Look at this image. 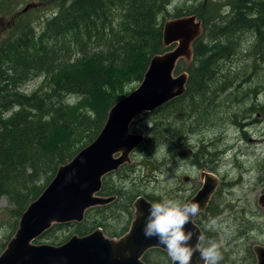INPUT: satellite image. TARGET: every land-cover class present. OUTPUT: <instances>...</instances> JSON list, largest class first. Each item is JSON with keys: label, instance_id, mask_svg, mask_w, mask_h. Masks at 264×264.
Wrapping results in <instances>:
<instances>
[{"label": "trees", "instance_id": "1", "mask_svg": "<svg viewBox=\"0 0 264 264\" xmlns=\"http://www.w3.org/2000/svg\"><path fill=\"white\" fill-rule=\"evenodd\" d=\"M3 1L2 7L13 2ZM169 2L71 0L40 28L22 16L15 18L12 34L0 44V200L6 198L10 204L6 213L11 234L7 238L18 229L23 213L51 183L60 166L97 139L111 108L143 81L151 59L170 50L163 44V24L170 19ZM223 6L228 7L227 14L222 12ZM182 11L173 18L197 15L202 22V34L193 44V58L185 69L186 92L137 119L143 117L150 125L137 150L143 152L142 167L151 166L152 170L159 160L155 147L170 143L185 148L189 127L210 129L217 116L224 122L231 105H239L238 93H247L248 89H241L245 84L261 82L259 90L264 91V76L259 74L264 71V0H228L226 4L207 0L198 9ZM247 35L250 40L244 48ZM243 51L255 68L250 74L244 71L247 66L234 68L239 61L236 57ZM182 71L178 63L175 72ZM36 81L38 85L27 91ZM233 86L236 96H219ZM134 170L125 164L114 174ZM106 177L99 195L117 198L88 210L83 222L69 225L79 236L101 228L111 238H120L129 230L133 202L140 195L134 188L126 190L109 183ZM146 198L157 202L154 197ZM211 209L197 215L199 227V218ZM217 214L214 210L213 217ZM121 217L128 220L125 225L108 224L109 218ZM65 226L68 224L54 225L35 243L43 239L55 243L54 232ZM210 234L208 229L202 246L208 238L216 239ZM6 245H0V254ZM152 252L161 256L158 263L149 258ZM227 257L223 254L220 264L229 261ZM143 261L172 263L161 249H151Z\"/></svg>", "mask_w": 264, "mask_h": 264}, {"label": "water", "instance_id": "2", "mask_svg": "<svg viewBox=\"0 0 264 264\" xmlns=\"http://www.w3.org/2000/svg\"><path fill=\"white\" fill-rule=\"evenodd\" d=\"M201 34L202 23L195 15L164 23V46H176L151 59L139 87L111 108L97 139L69 163L60 166L49 186L23 213L15 235L0 255V264H146L143 257L151 249L167 252L156 237L144 235L143 227L153 204L144 196L135 200L130 229L119 239L107 237L98 228L85 236L74 235L58 246L35 241L54 225L81 223L88 210L116 199L99 193L104 177L131 164L132 153L144 141L143 134L131 131V124L143 114L184 95L188 74L175 75V70L180 60H192L193 44ZM190 155V149L178 153L182 159ZM202 180L203 185L189 201L199 204L197 215L207 209L220 185V179L213 173H204ZM260 202L264 206V196ZM197 215L185 225L186 231L195 233L190 241L193 247L197 237H203L195 222ZM253 251L256 264H264V247L256 245ZM191 264H203L199 252L192 257Z\"/></svg>", "mask_w": 264, "mask_h": 264}, {"label": "rangeland", "instance_id": "3", "mask_svg": "<svg viewBox=\"0 0 264 264\" xmlns=\"http://www.w3.org/2000/svg\"><path fill=\"white\" fill-rule=\"evenodd\" d=\"M205 1L170 0L168 7L170 19H173L178 11L183 10L182 12L185 13L188 10L198 9ZM214 1L226 4L228 0ZM1 2L2 0H0V44L12 34L11 26L14 25L16 17L22 16L28 23L40 28L45 21L57 16L61 6L68 5L71 0H13L12 4L6 7H2ZM4 2L9 4L11 0H4ZM225 7H222L224 14L227 11ZM247 40H250L248 35L244 37L243 47L248 45ZM175 46L169 49L172 50ZM236 58L239 61L235 62L234 68L244 65L247 66L244 71H248L249 74L255 71L252 61H247L248 55L244 51ZM179 63H181L182 70L185 71L190 61L182 59ZM259 74L264 76V71L262 72L261 69ZM38 83L36 81L30 84L27 91L34 89ZM261 86V82H254L251 86L246 84L242 86L241 89L249 90H245L247 92H244L245 94L238 93V95L240 94L239 105H231L230 113L227 112L224 122L217 116V123L209 127L210 129L200 130L201 127L196 129L193 126L189 127L188 145L185 148H177L170 143L157 144L155 150L159 153L157 156L159 160L155 163V170H152L151 166L142 167L143 152L136 150L131 155V165L135 169L133 172L107 175L109 183L123 186L126 190L134 188L140 196L154 197L157 202L162 199L186 202L203 185V180L198 176L201 169L195 167V164H208L212 169H207L209 173H213L221 179V183L217 193L212 197L211 211L202 215L199 221L204 238L209 229L210 219L216 220L215 227L209 229L212 232L210 237L216 236L215 240L222 244L221 252L228 256L229 260L221 264L257 263L253 247L256 245L264 247V206L260 202L264 196V91L259 90ZM235 88L236 86H233L219 96H226L227 93H232V89ZM255 90L259 92H255ZM260 92L263 95L258 97ZM232 94L233 96L237 95V93ZM223 111L221 110V112ZM229 114H232L234 120L230 118ZM135 121L134 130H131L134 134H144L150 130L149 123L143 117ZM191 147L195 153H199L195 158L186 160L178 156L180 151ZM9 208V201L2 198L0 200V245L5 242L8 244L17 231L7 238L11 234V228L7 223L9 215L6 213ZM214 210L219 213L216 217H213ZM127 221L122 217L119 220L109 218L108 224L112 227H120ZM71 224L54 232L53 236L57 239L55 243H53V239H43L41 243L36 244L56 246L64 244L72 236L77 235L75 228L69 226ZM105 235L111 238L107 233ZM65 239L68 240L61 244ZM209 239L211 238L207 240ZM149 258L153 259L155 263L161 260V256L156 252H152Z\"/></svg>", "mask_w": 264, "mask_h": 264}, {"label": "clouds", "instance_id": "4", "mask_svg": "<svg viewBox=\"0 0 264 264\" xmlns=\"http://www.w3.org/2000/svg\"><path fill=\"white\" fill-rule=\"evenodd\" d=\"M200 212L195 202H182L176 199H162L151 204L143 227L146 238L156 237L159 244L166 246L172 264H191L192 257L199 252L203 264H220L223 259L222 244L209 239L202 246L203 237H197L193 247L190 241L195 233L186 231L185 225ZM216 220L210 219L208 227L213 229Z\"/></svg>", "mask_w": 264, "mask_h": 264}, {"label": "flooded vegetation", "instance_id": "5", "mask_svg": "<svg viewBox=\"0 0 264 264\" xmlns=\"http://www.w3.org/2000/svg\"><path fill=\"white\" fill-rule=\"evenodd\" d=\"M207 1V0H206ZM60 11V10H59ZM174 19V18H173ZM174 46V45H173ZM172 47V46H171ZM249 90V89H248ZM247 91V90H246ZM261 95H263V93L262 92H260L259 93V96L258 97H260ZM255 97L256 98H258L256 95H255ZM259 99V98H258ZM263 106V105H262ZM188 149H190V150H192V155H190L186 160H189V159H192V158H194V157H196V155L198 154L197 152L195 153V151H194V149H193V147H191V148H188ZM196 166L195 167H198L199 169H201V170H199V174H198V176H200V178H201V180H202V175L204 174V173H209V171L207 170V169H211L210 167H209V165L208 164H204L205 165V167H202V166H200L199 164H195ZM212 170V169H211ZM187 181H188V178L186 179ZM221 180V179H220ZM220 183H221V181H220ZM102 189V188H101ZM200 189V188H199ZM217 191H218V188H217V190H216V192H215V194L217 193ZM198 192V190L196 191V193ZM215 194H214V196H215ZM101 196V195H100ZM194 196V195H193ZM192 196V197H193ZM104 197V196H103ZM110 197V196H109ZM116 197V196H115ZM191 197V198H192ZM191 198H188V200L187 201H189ZM212 201V200H211ZM211 203V202H210ZM210 205L211 204H209V206H208V208L210 207ZM134 208V207H133ZM219 214V213H218ZM217 214V215H218ZM216 215V216H217ZM202 230V229H201ZM207 237H208V235H207Z\"/></svg>", "mask_w": 264, "mask_h": 264}, {"label": "bare ground", "instance_id": "6", "mask_svg": "<svg viewBox=\"0 0 264 264\" xmlns=\"http://www.w3.org/2000/svg\"><path fill=\"white\" fill-rule=\"evenodd\" d=\"M189 16H191V15H189ZM195 16H197V15H195ZM182 17H186V16H182ZM179 18H181V17H179ZM174 19H177V18H174ZM197 19H198V17H197ZM169 20H173V19H169ZM169 20H167V21H169ZM198 20L201 21L200 19H198ZM167 21H165V22H167ZM165 22H164V23H165ZM201 23H202V22H201ZM163 27H164V24H163ZM163 44H164V43H163ZM166 48H167V47H166ZM168 51H169V50H168ZM165 53H166V52H165ZM163 54H164V53H162V54H158V55H163ZM177 66H178V65H177ZM176 68H177V67H176ZM175 71H176V70H175ZM146 72H147V71H146ZM182 73H187V72L184 71V72H182ZM182 73H181V74H182ZM145 74H146V73H145ZM187 74H188V73H187ZM175 75H177L176 72H175ZM179 75H180V74H179ZM140 84H141V83H140ZM116 104H117V103H116ZM116 104H115V105H116ZM143 135H144V134H143ZM144 136H145V135H144ZM144 139H145V138H144ZM213 196H214V195H213ZM102 197H103V196H102ZM110 197H115V196H110ZM139 197H140V196H139ZM116 198H117V197H116ZM137 198H138V197H137ZM137 198H136V199H137ZM136 199H135V200H136ZM191 199H192V198H191ZM191 199H190V200H191ZM115 200H116V199H115ZM115 200H114V201H115ZM190 200H189V201H190ZM211 200H212V199H211ZM149 201H150V200H149ZM189 201H186V202H189ZM134 202H135V201H134ZM134 202H133V204H134ZM210 202H211V201H210ZM209 204H210V203H209ZM208 206H209V205H208ZM207 209H208V207H207ZM207 209H206V210H207ZM206 210H205V211H206ZM130 226H131V225H130ZM129 229H130V228H129ZM128 231H129V230H128ZM128 231H127V232H128ZM127 232H126V233H127ZM202 232H203V231H202ZM124 235H125V234H124ZM124 235H123V236H124ZM203 235H204V233H203ZM120 238H121V237H120ZM7 245H8V244H7ZM7 245H6V247H7ZM253 248H254V247H253ZM5 249H6V248H5ZM5 249H4V250H5ZM253 252H254V251H253ZM1 254H2V253H1ZM1 254H0V255H1Z\"/></svg>", "mask_w": 264, "mask_h": 264}]
</instances>
